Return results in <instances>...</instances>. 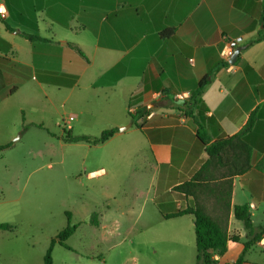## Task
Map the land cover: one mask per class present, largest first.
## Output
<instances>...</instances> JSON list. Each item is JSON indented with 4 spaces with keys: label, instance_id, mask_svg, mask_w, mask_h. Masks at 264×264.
Instances as JSON below:
<instances>
[{
    "label": "crops",
    "instance_id": "crops-1",
    "mask_svg": "<svg viewBox=\"0 0 264 264\" xmlns=\"http://www.w3.org/2000/svg\"><path fill=\"white\" fill-rule=\"evenodd\" d=\"M0 3L7 11L0 30V145L9 144L0 151H14L19 138L47 128L44 116L34 115L36 107L45 111L54 100L63 108L74 106L72 135H83L78 121L87 110L86 120L102 124L101 132L117 128L106 141L94 144L107 145L110 159L90 176L113 178L127 165L134 183L146 188L141 194L159 216L157 225L176 223L177 232L189 241L191 233L194 243L192 214L168 219L163 214L199 205L226 224L228 235L238 237L228 239L225 251L214 255L216 264H233L241 256L240 264H264L259 243L264 233L245 250L246 230L233 213L235 205L245 204L252 224H264V173L255 167L264 159V38L248 44L264 32V0ZM23 33L39 38L29 40ZM235 47L240 51L230 63L226 52ZM201 81L205 84L192 113L185 114L177 106ZM251 113L254 124L244 135L252 149L251 167L230 175V163L207 164L206 145L237 133ZM199 121L209 136L207 144L197 138ZM121 156L129 162H118ZM194 174L198 186L193 194L176 189ZM14 179L6 185L0 181V223L13 221L22 199L6 189L16 186ZM228 187L229 212L220 195Z\"/></svg>",
    "mask_w": 264,
    "mask_h": 264
},
{
    "label": "rangeland",
    "instance_id": "rangeland-1",
    "mask_svg": "<svg viewBox=\"0 0 264 264\" xmlns=\"http://www.w3.org/2000/svg\"><path fill=\"white\" fill-rule=\"evenodd\" d=\"M36 108L34 115L42 114L48 129H34L19 138L16 151H0V181L6 185L15 178L16 186L6 189L22 196L8 223L11 230L0 238V264H43L51 239L67 223L77 226L64 241L66 246L53 243L52 264L195 263L191 233L189 241L177 232L176 223L157 225L159 216L141 194L146 188L134 183L127 165L113 178L89 175L106 166L110 157L107 145L65 143L63 136L70 128L63 129L62 123L77 112L74 106L63 108L54 100L45 111ZM87 113L80 115V134L98 137L102 124H91ZM125 159L121 156L118 162L126 164Z\"/></svg>",
    "mask_w": 264,
    "mask_h": 264
},
{
    "label": "trees",
    "instance_id": "trees-1",
    "mask_svg": "<svg viewBox=\"0 0 264 264\" xmlns=\"http://www.w3.org/2000/svg\"><path fill=\"white\" fill-rule=\"evenodd\" d=\"M22 35L29 40L39 38L36 35L26 33H23ZM263 38L264 32L261 31L257 38L248 42V44ZM79 52L83 55L81 50H79ZM204 84L205 81H201L196 90L188 97V99L181 102L177 108L185 114H191L192 109L197 101V96L201 94ZM130 116L132 123L137 127H141V123L135 120L134 114H130ZM254 120L255 115L254 113H251L246 123L237 133L233 135H224L210 143H208L209 136L206 135L202 122H197V138L202 144L208 143L206 145V151L209 155V158L206 163L209 164L212 161H225L226 163H230L232 168L230 175L241 174L247 171L251 167L252 149L245 141L244 135L250 131L254 124ZM116 131V127L107 128L104 129L98 137L84 134L72 135L69 132H65V135L63 136L64 138H62L68 142L84 141L90 144H99L106 141ZM8 146L9 144H2L0 145V149L7 148ZM255 167L257 170H260L264 173V159H261ZM196 179H198V174H194L191 180L177 185L176 189L184 193L193 194L194 189L196 186H198V184L194 183V180ZM230 193V187H228L226 191L220 192V195H222L223 205L227 212H229L230 209ZM233 213L235 218L243 223V226L246 230L247 240L244 242L246 250L251 244L260 239L261 235L264 233V224L257 227L252 224L248 206L245 204L235 205L233 208ZM185 214H192L194 217V238L196 247V257L194 264H216L217 260L214 258V255H221L225 251L227 240H238L236 235H228L226 224L224 222L208 215L199 205L185 209H178L171 213H165L163 214V217L168 219ZM69 218L70 217L68 216V220ZM76 226L75 224L70 225L67 223V225L57 233L56 238L51 239L50 244L44 254L43 264H52L51 251L53 243L58 241L60 244L65 245L64 241L73 233ZM10 227L11 226L8 223H0V233L4 230H11ZM241 262L242 256L239 257L233 264H240Z\"/></svg>",
    "mask_w": 264,
    "mask_h": 264
},
{
    "label": "built area",
    "instance_id": "built-area-1",
    "mask_svg": "<svg viewBox=\"0 0 264 264\" xmlns=\"http://www.w3.org/2000/svg\"><path fill=\"white\" fill-rule=\"evenodd\" d=\"M6 8L5 6L0 3V30H1V23L3 22V20L6 18ZM233 51L231 49L227 50L226 52V56L229 58L232 55ZM178 98H184L183 95L178 94L177 95ZM75 115L74 114H70L68 115L62 123L63 129H69L70 128V124L71 121L74 119ZM259 243L262 245V247H264V241L260 240Z\"/></svg>",
    "mask_w": 264,
    "mask_h": 264
},
{
    "label": "water",
    "instance_id": "water-1",
    "mask_svg": "<svg viewBox=\"0 0 264 264\" xmlns=\"http://www.w3.org/2000/svg\"><path fill=\"white\" fill-rule=\"evenodd\" d=\"M234 43L235 42H232V45H234ZM239 51H240L239 47H235L234 48L233 53H232V55L230 56V58L228 60L230 63H233L236 60V58H237V56L239 54ZM126 127L127 126L120 127L119 130H124Z\"/></svg>",
    "mask_w": 264,
    "mask_h": 264
}]
</instances>
